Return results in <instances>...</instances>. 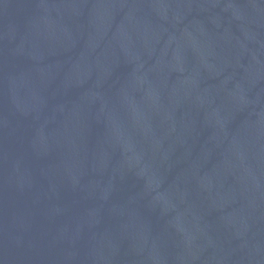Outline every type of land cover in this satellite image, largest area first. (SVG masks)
<instances>
[{"label":"water","instance_id":"95a60500","mask_svg":"<svg viewBox=\"0 0 264 264\" xmlns=\"http://www.w3.org/2000/svg\"><path fill=\"white\" fill-rule=\"evenodd\" d=\"M0 264H264V0H0Z\"/></svg>","mask_w":264,"mask_h":264}]
</instances>
